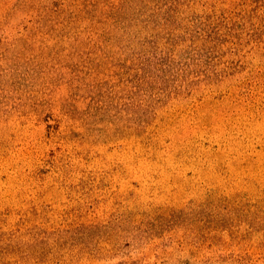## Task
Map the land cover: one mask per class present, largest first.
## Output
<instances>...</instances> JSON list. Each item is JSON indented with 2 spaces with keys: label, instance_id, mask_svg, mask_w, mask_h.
<instances>
[{
  "label": "rangeland",
  "instance_id": "obj_1",
  "mask_svg": "<svg viewBox=\"0 0 264 264\" xmlns=\"http://www.w3.org/2000/svg\"><path fill=\"white\" fill-rule=\"evenodd\" d=\"M0 264H264V0H0Z\"/></svg>",
  "mask_w": 264,
  "mask_h": 264
},
{
  "label": "trees",
  "instance_id": "obj_2",
  "mask_svg": "<svg viewBox=\"0 0 264 264\" xmlns=\"http://www.w3.org/2000/svg\"><path fill=\"white\" fill-rule=\"evenodd\" d=\"M141 71L144 72V74L151 73L150 77L148 78L149 80H145L143 79L141 81V84L143 86H146L147 89H151L152 88V78H158V74H156V69L153 68V66L150 63H142L141 64ZM132 115L134 117L133 121L135 122V124L138 127H141V125H143L144 123H148L150 121V117H151V104H149V102H146L145 104H138L137 106H132Z\"/></svg>",
  "mask_w": 264,
  "mask_h": 264
}]
</instances>
